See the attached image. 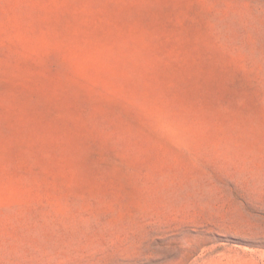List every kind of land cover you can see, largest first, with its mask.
<instances>
[{
    "label": "rangeland",
    "instance_id": "374dc122",
    "mask_svg": "<svg viewBox=\"0 0 264 264\" xmlns=\"http://www.w3.org/2000/svg\"><path fill=\"white\" fill-rule=\"evenodd\" d=\"M0 264H264V0H0Z\"/></svg>",
    "mask_w": 264,
    "mask_h": 264
}]
</instances>
